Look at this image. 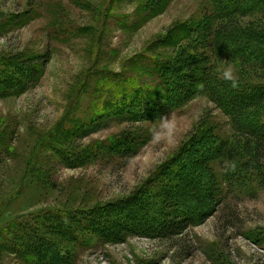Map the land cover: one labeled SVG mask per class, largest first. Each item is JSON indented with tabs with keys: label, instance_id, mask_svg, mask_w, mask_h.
Listing matches in <instances>:
<instances>
[{
	"label": "rangeland",
	"instance_id": "374dc122",
	"mask_svg": "<svg viewBox=\"0 0 264 264\" xmlns=\"http://www.w3.org/2000/svg\"><path fill=\"white\" fill-rule=\"evenodd\" d=\"M150 3L0 0V91L5 92L0 97V264H26L13 251L47 212L62 213L71 223V213L136 197L155 214L167 182L198 181L192 170L194 165L202 170L200 159L190 169L178 161L203 149V141L213 144V151L222 145L235 149L249 163L239 174L227 161L211 166L220 203L205 223L171 241L128 235L122 243L104 242L96 237L101 230L46 237L59 241L70 264H264V146L236 132L209 94L166 108L160 119L147 122L127 118L140 102L129 110L119 101L115 113L116 105L106 106L124 86L155 87V60H175L196 33L179 40L186 26H221L212 15V0H167L158 14L157 4ZM247 11L239 30L224 38L237 45L238 59L211 58L215 84L233 90L264 87V0L252 2ZM36 59L43 74L25 91L26 65ZM228 66L238 77L236 88L218 77ZM101 112L107 126L78 137ZM246 119L264 121V105ZM129 136H140L143 144L134 157L122 158V142ZM173 168L178 174L172 175ZM207 175L201 182L208 183ZM115 214L125 215L113 211L109 218ZM110 223L102 230H120Z\"/></svg>",
	"mask_w": 264,
	"mask_h": 264
},
{
	"label": "trees",
	"instance_id": "16d2710c",
	"mask_svg": "<svg viewBox=\"0 0 264 264\" xmlns=\"http://www.w3.org/2000/svg\"><path fill=\"white\" fill-rule=\"evenodd\" d=\"M160 1L152 0V3L149 4L151 8L154 4H157L156 14L161 13L163 10L161 3L164 2L165 7L167 0ZM254 1L256 0H212L214 4L212 15H214L216 21L221 22V26L212 27L210 22L186 26V36L179 40L190 35V32L196 33L195 36L193 35L189 39L184 48L185 50L179 49L174 61H161L158 64L156 60L154 62L157 65L155 71H153L157 85L150 88L139 87L136 90L131 89V91L130 88L124 86L120 93L121 96L113 97V100L107 103L108 109L110 107L112 109V106L116 105L111 110L115 113V111L121 109L119 101H126L127 103L122 106V109L127 108L130 110L133 103L140 102L138 108L131 109L130 113L133 116H127V118H132L134 122H147L152 119H160V116L165 115L166 108H180L202 95L209 94L212 101L230 118L236 132L241 131V134L249 136V138L256 140L258 145L264 146V121L255 124L246 119L250 111L264 105V87H256L249 91L233 90L222 87L218 83L215 84L211 64L212 57L220 61L238 59V49L234 47L237 45H228L224 38L239 30L240 18L248 16V5ZM174 38H172V41ZM37 61L39 60L28 61L29 63L26 65L28 75H26L25 91L28 87L35 85L34 83L38 82L43 74L39 70L40 68L37 67L39 63ZM33 81V85L29 86ZM2 93L0 97L5 95V92ZM106 123L103 112H101L94 121L84 127V131L78 137L85 138L98 133L107 126ZM71 135H76L75 130L71 131ZM124 140L125 142H122L121 157H134L142 147V138L137 136L130 139L129 136ZM206 143L204 145L203 141V149L196 151L195 155L178 161V163H182V169H190V165L200 159L199 164L202 166V170L194 169L197 165H194L192 170L193 174L195 173L198 176V181L193 182L189 179L183 183L182 180L181 184L177 183L176 180L167 182L168 189L160 195L159 202L155 206V214L150 215L148 204L137 203L136 197L113 205L110 204L104 208H95L89 212L71 213L75 217L71 220V223L66 222L62 213L47 212L44 219V216H41L36 220L38 228L31 230L26 238H20L22 247L15 249L13 253H17L26 264H70L71 258L60 254L59 241L56 238H47L46 235L53 234V237L65 239V234L68 235L66 237L70 235L72 237L77 232L82 236L83 234L79 231L98 233L97 231L101 230L103 233L96 237H100L104 242L122 243L128 235L171 241L183 235L192 226L205 223L220 203V185L217 184L218 181L214 170H211V166L221 161H227L229 167L233 166V171L238 173L249 165L240 157L239 153H234L237 150H231V148L226 150L227 147L222 145L220 146L221 149L213 151V144ZM188 153L191 154L192 152L189 151ZM217 155H219L218 158ZM172 170V175L178 174V168ZM205 172L208 174V179L204 177L208 182L207 184L201 182ZM233 177L236 178L237 175ZM152 204L155 205V203ZM119 210H123L125 215L120 217L115 214L111 218H116V221L110 223L108 220L111 219L109 215H113V211L117 212ZM118 218L121 219L117 220ZM111 220L113 221V219ZM107 223H116L120 230L115 234L110 232L109 229L107 232L102 230L103 228L107 229ZM40 228L43 232L40 231ZM65 242L68 243L67 240Z\"/></svg>",
	"mask_w": 264,
	"mask_h": 264
},
{
	"label": "clouds",
	"instance_id": "9594fccd",
	"mask_svg": "<svg viewBox=\"0 0 264 264\" xmlns=\"http://www.w3.org/2000/svg\"><path fill=\"white\" fill-rule=\"evenodd\" d=\"M218 77L229 83L230 87H238V77L235 73V70L231 66H228L227 68H224L222 71H220Z\"/></svg>",
	"mask_w": 264,
	"mask_h": 264
}]
</instances>
